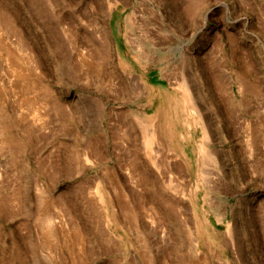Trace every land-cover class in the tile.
I'll list each match as a JSON object with an SVG mask.
<instances>
[{"label":"rangeland","instance_id":"374dc122","mask_svg":"<svg viewBox=\"0 0 264 264\" xmlns=\"http://www.w3.org/2000/svg\"><path fill=\"white\" fill-rule=\"evenodd\" d=\"M0 264H264V0H0Z\"/></svg>","mask_w":264,"mask_h":264},{"label":"bare ground","instance_id":"6f19581e","mask_svg":"<svg viewBox=\"0 0 264 264\" xmlns=\"http://www.w3.org/2000/svg\"><path fill=\"white\" fill-rule=\"evenodd\" d=\"M186 88V87H185ZM184 88V89H185ZM188 90H186L185 91V96H188V97H190V95H189V91L187 92ZM190 99V98H189ZM190 100H192V99H190ZM192 103V102H191ZM193 105V104H192ZM198 116H199V114H198ZM201 116V115H200ZM136 118H138V117H136ZM201 118V117H200ZM202 119V118H201ZM138 120H139V122L141 123V121H143V120H141V118H138ZM139 123V124H140ZM141 126V125H140ZM143 127L145 126V125H142ZM145 128V127H144ZM140 130V129H139ZM143 130H145V129H143ZM147 130V129H146ZM141 131V130H140ZM142 132H144V131H142ZM146 132V131H145ZM144 134V133H143ZM148 134H149V132H148ZM148 136L147 134L146 135H144V137L142 136V138H146V137ZM149 139V138H148ZM147 140V139H146ZM146 142H149V141H146ZM150 143V142H149ZM147 145V144H146ZM151 160V159H150ZM177 167V166H176Z\"/></svg>","mask_w":264,"mask_h":264}]
</instances>
